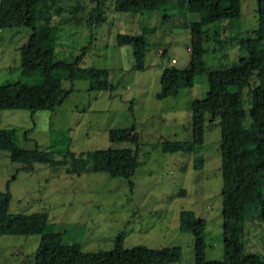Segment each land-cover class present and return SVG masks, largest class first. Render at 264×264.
<instances>
[{
	"label": "rangeland",
	"instance_id": "rangeland-1",
	"mask_svg": "<svg viewBox=\"0 0 264 264\" xmlns=\"http://www.w3.org/2000/svg\"><path fill=\"white\" fill-rule=\"evenodd\" d=\"M4 1L0 0V7ZM103 1L104 23L86 26L69 22L67 11L57 18L61 22L58 26L0 30V85L22 79L20 49L31 38L47 35L55 39L61 59L73 62L88 49L81 66L108 70L114 91L91 92L87 81H64L63 87L73 88V92L55 111H0V129L15 130L21 149L70 150L79 155L110 148L135 150L130 143H112L109 132L136 126L141 166L130 178L122 172L69 175L68 166L52 168L39 163L28 173L19 172L22 165L11 161L10 152L1 151L0 191H5L11 181L10 213H48L56 231L68 230L65 242L80 244L85 252L112 250L116 237L124 233L127 249L180 247L183 257L178 264H195V239L180 230V213L192 211L207 222V260L221 261L224 219L220 126L209 128L206 124L204 145L194 153L163 152L164 142L192 139V103L208 92L204 77L193 88L180 90L177 97L158 98L163 72L172 60L177 61L174 66L179 69L186 68L190 61L191 33L183 26L178 0H172L164 13L151 16L117 13L113 11L115 0ZM64 3L68 8H79L77 14L86 16L97 7V0ZM257 9L258 0H242L239 31L222 23L207 27L204 60L208 68H225L246 55L238 41L254 35ZM174 15L179 16L165 21L164 16ZM146 27L157 31L147 36V46L134 45L132 38L142 35ZM224 39L229 41L221 47L218 42ZM199 157L204 160L203 169L196 170ZM3 224L0 217V229ZM40 239L38 235L0 234V264H34ZM244 241L248 253L264 258V221L246 222Z\"/></svg>",
	"mask_w": 264,
	"mask_h": 264
},
{
	"label": "trees",
	"instance_id": "trees-1",
	"mask_svg": "<svg viewBox=\"0 0 264 264\" xmlns=\"http://www.w3.org/2000/svg\"><path fill=\"white\" fill-rule=\"evenodd\" d=\"M171 1L115 0L113 11L151 16L167 11ZM103 2L97 0V7L86 16L77 14L79 8H68L64 0H5L0 7V30L58 26L61 22L57 18L67 11L69 22L93 26L107 21ZM177 6L180 17L184 14L183 26L191 33L190 61L184 69L172 64L164 70L158 98L177 97L180 90L193 88L204 77L208 92L203 99L192 103V139L164 142L163 152L194 153L204 145L206 124L209 128L220 126L224 259L207 260V222L195 212L180 213V230L195 239V264H264L263 256L247 252L244 241L246 222L264 221V0H258V27L254 35L238 41L240 51L246 55L232 65L214 70L208 68L204 60L207 27L222 23L228 24L230 30L239 31L243 21L242 0H178ZM176 16L164 18L166 21ZM143 30L142 35L132 38L134 45L147 46V36L157 31L148 27ZM228 41L218 43L223 47ZM87 50L70 62L59 58L54 38L47 35L31 38L20 49L22 79L0 85V111H55L73 92V88L63 87L64 81H87L91 92L114 91L108 70L81 66ZM109 138L114 144L130 143L136 149L110 148L79 155L70 150L56 153L38 147L21 149L15 130L0 129V152H10L11 161L22 165L19 172H33L35 164L39 163L52 168L68 166L69 175L122 172L130 178L141 166L136 126L110 130ZM203 163L202 157L197 158L195 169H203ZM10 184L11 181L5 191H0V217L4 218L0 234L40 236L34 264H178L182 260L180 247L127 249L124 233L116 237L112 250L85 252L80 244L65 242L68 230L56 231L48 213H10Z\"/></svg>",
	"mask_w": 264,
	"mask_h": 264
},
{
	"label": "built area",
	"instance_id": "built-area-1",
	"mask_svg": "<svg viewBox=\"0 0 264 264\" xmlns=\"http://www.w3.org/2000/svg\"><path fill=\"white\" fill-rule=\"evenodd\" d=\"M172 63H173V64H176V63H177V61L174 59V60H172Z\"/></svg>",
	"mask_w": 264,
	"mask_h": 264
}]
</instances>
